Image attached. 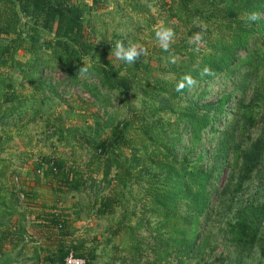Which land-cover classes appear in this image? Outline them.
<instances>
[{
    "label": "trees",
    "instance_id": "trees-1",
    "mask_svg": "<svg viewBox=\"0 0 264 264\" xmlns=\"http://www.w3.org/2000/svg\"><path fill=\"white\" fill-rule=\"evenodd\" d=\"M100 1L92 0L93 5L88 6L72 0H0V36L14 35L10 43H0V129L22 122L27 106L33 118L49 109L43 86L52 94L57 92L43 80L44 67L57 66L95 104L110 103L101 88L124 94L134 90L140 96V105L132 107L134 117L118 122L109 117L103 124L96 121L89 138L102 155L103 188L112 186L111 194L121 197L119 193L138 185L154 209L162 212L160 225L130 245L134 264H164L171 255L179 256L176 264H181V254L190 255L193 264H264V0H160L169 14L164 25L175 32L171 52L157 46L155 53L159 61H165L168 77H140L142 65L150 72V65L141 59L117 68L107 61L86 64L89 71L81 77V50L72 45V49H60L59 39L53 45L46 43L48 59H44L47 49L42 47L27 61L4 57L12 52L11 43L18 44L22 38L21 27L36 23L38 10L67 17L82 37L84 12ZM152 1L131 0L129 4L139 9ZM251 12L261 13V18L248 21ZM197 23L205 38L199 52L188 44V37L200 30ZM88 42L89 49L96 47L97 42ZM173 54L175 64L169 62ZM205 66L213 74L201 77ZM2 67L17 69L34 91L13 88ZM185 74L195 77L198 87L176 92L175 85ZM212 83L219 85L215 99L207 98ZM35 92L41 93L39 100ZM37 102L40 107H34ZM133 123L139 125V140L127 143L129 155L117 153L114 148L127 140V128ZM106 128L110 132L103 137ZM45 162L62 169L66 184L83 185L81 173L65 168L54 157L40 159L36 169ZM102 208L110 210L112 200L105 201ZM15 211L0 187V225ZM144 214L128 227L131 235L134 229L144 228ZM20 230L23 233L24 228ZM18 260V255L0 252V264Z\"/></svg>",
    "mask_w": 264,
    "mask_h": 264
},
{
    "label": "rangeland",
    "instance_id": "rangeland-1",
    "mask_svg": "<svg viewBox=\"0 0 264 264\" xmlns=\"http://www.w3.org/2000/svg\"><path fill=\"white\" fill-rule=\"evenodd\" d=\"M72 1L79 5L82 2L93 5L92 0ZM130 1L101 0L90 11L84 12L82 37L78 36L67 17L40 9L36 23L21 27L22 38L18 44L11 43L12 52L4 57L27 61L42 47L47 49L44 59H48L50 48L45 47L46 43L53 45L59 39L60 49L74 46L81 50L84 65L107 61L117 68L122 62L111 55V47L117 40H123L125 46L139 44L146 49L147 54L141 60L150 65V72L149 67L142 65L140 77H168L165 61H159L155 55L158 44L153 32L155 27L164 24L169 15L167 7L155 0L145 4V8L134 9ZM73 12H77L76 6ZM87 37L89 41L97 42L92 50ZM13 38L14 35L0 36V43H10ZM1 71L16 90L34 91L14 67H2ZM41 75L46 83L55 86L57 92V95L52 94L43 83V95L48 97L49 109H42L41 114L33 118L34 114L27 106L29 110H25L22 122L10 125L4 131L0 129V187L16 210L11 219H4L5 225H0V252L18 255L19 260L11 264H65L71 251L82 257L84 264H105L108 261L134 264L132 244L140 236L148 235V229L160 225L162 212L154 209V203L138 185L133 184L129 191L119 193L121 197L111 194L112 186L103 188L102 155L89 138L95 131L96 121L103 124L109 117L115 122L134 117L131 116L132 107L140 105V96H136L132 89L124 94L101 88L110 103L98 101L95 104L93 97L57 66L44 67ZM218 86V83H212L207 98L215 99ZM35 94L37 100L42 97L40 92ZM34 107H40V104L37 102ZM138 126L133 123L127 128V140L114 148L117 153L129 155L127 143L134 144L139 140ZM105 130L103 137L110 132L108 128ZM48 157L63 161L65 168L76 169L82 174L83 185L76 188L75 184H66L62 169L54 167L51 162H45L38 172L36 162ZM115 171L113 169L112 174ZM108 199L112 200V208L103 210L102 205ZM146 209L148 212L144 211ZM142 212H145L144 228L134 229L131 235L128 227L135 225ZM147 240H151L150 236ZM178 258L171 255L164 264H176ZM181 261V264L194 263L188 254H181Z\"/></svg>",
    "mask_w": 264,
    "mask_h": 264
},
{
    "label": "clouds",
    "instance_id": "clouds-1",
    "mask_svg": "<svg viewBox=\"0 0 264 264\" xmlns=\"http://www.w3.org/2000/svg\"><path fill=\"white\" fill-rule=\"evenodd\" d=\"M261 18V13L251 12L247 15V20L250 22L257 21ZM197 27L200 29L194 32L190 37H188V44L190 46H195L194 51L199 52L200 48L204 46V29L200 27L197 23ZM154 37L160 47L164 52H171V44L174 41L175 32L172 28L166 27L163 23L154 28ZM147 54L146 49L139 44H129L125 46L123 40H117L114 47H111V55L117 60L126 65H133L141 59V57ZM170 63L175 64V55L170 56ZM89 71L88 67L83 65L79 69L81 75L87 74ZM213 70L205 66L200 70L199 75L201 77L212 75ZM199 81L193 77L191 74L183 75L180 80L175 85L176 92H184L186 89L189 91L195 90L198 87Z\"/></svg>",
    "mask_w": 264,
    "mask_h": 264
},
{
    "label": "built area",
    "instance_id": "built-area-1",
    "mask_svg": "<svg viewBox=\"0 0 264 264\" xmlns=\"http://www.w3.org/2000/svg\"><path fill=\"white\" fill-rule=\"evenodd\" d=\"M52 163L53 162H51V165ZM37 171L40 172L41 169H37ZM65 264H84V259L82 257L75 256L71 251L65 259Z\"/></svg>",
    "mask_w": 264,
    "mask_h": 264
}]
</instances>
